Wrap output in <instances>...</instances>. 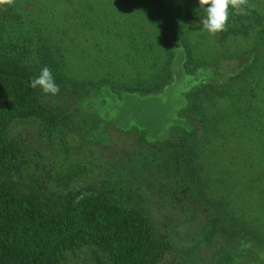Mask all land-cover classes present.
Masks as SVG:
<instances>
[{
    "label": "rangeland",
    "instance_id": "1",
    "mask_svg": "<svg viewBox=\"0 0 264 264\" xmlns=\"http://www.w3.org/2000/svg\"><path fill=\"white\" fill-rule=\"evenodd\" d=\"M245 10L210 35L198 0H0V58L49 67L60 92L38 99L66 116L10 126L14 184L71 176L142 211L168 244L157 264H264V0Z\"/></svg>",
    "mask_w": 264,
    "mask_h": 264
},
{
    "label": "trees",
    "instance_id": "2",
    "mask_svg": "<svg viewBox=\"0 0 264 264\" xmlns=\"http://www.w3.org/2000/svg\"><path fill=\"white\" fill-rule=\"evenodd\" d=\"M33 77L17 57L0 58V264H64L67 253L82 248L91 264H157L168 244L154 235L142 211L89 187L69 189L71 176L63 180L68 189L58 193L37 190L35 181L28 191L14 184L21 159L19 143L8 138L10 126L36 118L51 130L66 119L40 102L37 89L29 87ZM167 144L178 148L181 142Z\"/></svg>",
    "mask_w": 264,
    "mask_h": 264
},
{
    "label": "clouds",
    "instance_id": "3",
    "mask_svg": "<svg viewBox=\"0 0 264 264\" xmlns=\"http://www.w3.org/2000/svg\"><path fill=\"white\" fill-rule=\"evenodd\" d=\"M200 9L205 16L201 19L202 30L210 35H216L227 28L231 12L236 15H247L245 10L249 0H198ZM32 89H40L44 95L56 96L60 92L59 85L56 84L52 71L44 66L39 75L33 77L29 82Z\"/></svg>",
    "mask_w": 264,
    "mask_h": 264
}]
</instances>
